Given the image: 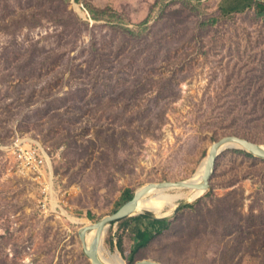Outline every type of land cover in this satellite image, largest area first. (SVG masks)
<instances>
[{
  "label": "rangeland",
  "instance_id": "obj_1",
  "mask_svg": "<svg viewBox=\"0 0 264 264\" xmlns=\"http://www.w3.org/2000/svg\"><path fill=\"white\" fill-rule=\"evenodd\" d=\"M231 1L0 0V264H91L78 230L127 189L190 177L223 135L264 142V11ZM16 132L47 146L65 213L37 207ZM168 219L137 250L134 223L110 224L102 254L264 264V157L226 148Z\"/></svg>",
  "mask_w": 264,
  "mask_h": 264
},
{
  "label": "water",
  "instance_id": "obj_2",
  "mask_svg": "<svg viewBox=\"0 0 264 264\" xmlns=\"http://www.w3.org/2000/svg\"><path fill=\"white\" fill-rule=\"evenodd\" d=\"M233 143H238L240 146L255 155H259L264 157V142L256 141L248 136H244L238 133L226 134L215 141L212 142L208 157L206 161V165L203 171V175L201 179H193L192 177L184 178V179H164L160 181H149L139 186V188L135 189L131 198L123 202L119 207H117L114 211L107 213L100 217L96 221H92L90 225H82L79 230V237L82 242V248L85 255L90 259L91 264H106L99 256V247L101 241V232L113 222L116 223L119 219L134 215L137 212H134L136 208L137 200L144 194L149 193L155 188H169V187H190L194 189L208 190L211 185V177L215 170L216 162L223 150L228 147L236 146ZM190 202L189 199H185L182 203L178 204L174 213L178 212L184 205ZM149 214L153 215L156 218L164 219L169 218V216H159L155 215L153 212L149 211ZM90 226H95L97 229V233L95 237L91 240L89 245L87 246L85 243V232ZM123 259V258H122ZM124 260V259H123ZM125 263V262H124ZM133 264H166L165 262L151 258V257H143L137 259Z\"/></svg>",
  "mask_w": 264,
  "mask_h": 264
},
{
  "label": "built area",
  "instance_id": "obj_3",
  "mask_svg": "<svg viewBox=\"0 0 264 264\" xmlns=\"http://www.w3.org/2000/svg\"><path fill=\"white\" fill-rule=\"evenodd\" d=\"M6 147L17 170L36 183L39 189L37 207L44 212L57 213L59 210L63 213L59 199L54 196L53 159L47 146L30 135L16 132Z\"/></svg>",
  "mask_w": 264,
  "mask_h": 264
},
{
  "label": "bare ground",
  "instance_id": "obj_4",
  "mask_svg": "<svg viewBox=\"0 0 264 264\" xmlns=\"http://www.w3.org/2000/svg\"><path fill=\"white\" fill-rule=\"evenodd\" d=\"M233 145L240 146L238 143H233ZM207 157H204L198 166L197 170L190 176L193 179H201L203 171L206 165ZM139 188V187H138ZM185 189V190H184ZM175 190V191H171ZM204 193V190L194 189L190 187H169V188H155L147 194L142 195L138 198L136 208L134 212L141 211H151L155 215L159 216H169L171 215L176 207L178 206L179 199H189L190 201L199 198ZM64 213L65 210H62ZM138 214V213H137ZM80 221V220H75ZM92 221H85L83 225H90ZM97 228L95 226H90L85 232V243L88 246L91 240L96 235ZM105 229L101 232V241L99 247V256L106 264H124V260L119 253L108 252V255L104 256L102 254V241ZM108 250V249H107ZM116 251V250H115Z\"/></svg>",
  "mask_w": 264,
  "mask_h": 264
},
{
  "label": "trees",
  "instance_id": "obj_5",
  "mask_svg": "<svg viewBox=\"0 0 264 264\" xmlns=\"http://www.w3.org/2000/svg\"><path fill=\"white\" fill-rule=\"evenodd\" d=\"M255 0H236V5L230 10L233 12H241L247 8L253 6ZM257 8L260 11H264V0L257 1ZM133 191L127 189L125 195L123 196V201L128 200L132 197ZM148 217L149 221H145L144 218ZM133 224V235L135 238V244L133 250L140 249L147 246L150 241L157 236L159 233L164 232L171 225V221L168 218L160 219L152 216L149 213H139L136 215H130L123 217L118 220L119 227H127L130 224ZM113 224V222L111 223ZM121 238L118 239V246L122 248ZM127 264H133V260L129 258Z\"/></svg>",
  "mask_w": 264,
  "mask_h": 264
},
{
  "label": "crops",
  "instance_id": "obj_6",
  "mask_svg": "<svg viewBox=\"0 0 264 264\" xmlns=\"http://www.w3.org/2000/svg\"><path fill=\"white\" fill-rule=\"evenodd\" d=\"M236 5V0H232L229 4V8H233Z\"/></svg>",
  "mask_w": 264,
  "mask_h": 264
}]
</instances>
